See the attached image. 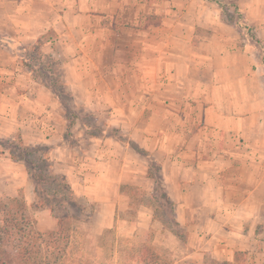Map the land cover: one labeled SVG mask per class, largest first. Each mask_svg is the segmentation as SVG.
<instances>
[{
	"label": "crops",
	"instance_id": "obj_1",
	"mask_svg": "<svg viewBox=\"0 0 264 264\" xmlns=\"http://www.w3.org/2000/svg\"><path fill=\"white\" fill-rule=\"evenodd\" d=\"M187 1L0 0V139L42 146L51 171L96 203L101 230L129 209L123 186L154 193L131 143L159 166L185 230L173 264H234L245 252L263 264L264 67L215 3ZM236 3L264 46V0ZM39 40L38 57L24 60ZM84 115L108 125L91 134ZM34 188L0 145V199L20 193L30 208Z\"/></svg>",
	"mask_w": 264,
	"mask_h": 264
},
{
	"label": "rangeland",
	"instance_id": "obj_2",
	"mask_svg": "<svg viewBox=\"0 0 264 264\" xmlns=\"http://www.w3.org/2000/svg\"><path fill=\"white\" fill-rule=\"evenodd\" d=\"M151 2L169 1L172 4H180V2H188L187 0H150ZM191 1V0H190ZM196 1V0H194ZM210 1V0H206ZM225 4L226 10L230 16L236 21V13L238 11L237 0H219ZM237 8V10L235 9ZM155 16V15H154ZM241 22H244V16L241 14ZM248 26V25H246ZM250 27V26H248ZM252 28V27H250ZM253 29V28H252ZM255 34V33H254ZM256 36V34H255ZM257 37V36H256ZM250 43L255 44L259 55L264 53V46H259L252 38L247 37ZM260 41V39L257 37ZM261 42V41H260ZM264 67V66H263ZM57 94L62 100H68L57 78H52ZM70 110H78V106L69 103ZM83 122L91 130V134H99L101 128L108 125L106 121L96 122L91 116L84 115ZM78 128L75 123L73 130ZM111 129H108L110 133ZM76 132V131H75ZM117 132L112 130L111 133ZM123 142L130 143L126 135L117 133ZM5 142L0 139V145L4 147ZM132 148V144L130 143ZM39 153L35 159L40 160L43 147H39ZM44 174L48 173L46 167L41 166ZM39 170V169H38ZM156 189V187H155ZM47 192L53 193L54 186L47 184L45 187ZM121 191L130 197L129 209L123 212H115L114 227H100V216L96 213L87 222L77 220H69L65 223L64 231L58 238H50V233L58 231V223L50 230L51 220L54 219L49 211L44 208H35L34 202L27 207L28 213L34 222V229L38 234L44 237L42 246L43 264H173L178 258L186 254L185 248V230L176 228L169 221L172 213L158 193H152L146 186H123ZM15 199H22V195L18 193ZM10 199H0V208L8 205ZM91 203V202H90ZM93 204V203H92ZM96 204V203H95ZM95 204H93L95 206ZM96 210V206H95ZM3 215L0 214V221ZM57 222V221H55ZM258 231H264V223L259 225ZM260 229V230H259ZM171 236H174L173 239ZM46 241H49L47 245ZM264 252V251H263ZM260 254V253H259ZM264 254V253H263ZM250 252L240 253L236 256L237 263L249 264L250 259L256 262L254 258H258ZM260 256V255H259ZM251 257V258H250ZM260 258V257H259ZM264 259V255L262 257ZM207 264H214V260H210ZM221 264H230L223 262ZM264 264V262H263Z\"/></svg>",
	"mask_w": 264,
	"mask_h": 264
},
{
	"label": "trees",
	"instance_id": "obj_3",
	"mask_svg": "<svg viewBox=\"0 0 264 264\" xmlns=\"http://www.w3.org/2000/svg\"><path fill=\"white\" fill-rule=\"evenodd\" d=\"M215 3L220 11V18L223 23L228 26L238 28L242 31V36L252 38L259 46L262 43L257 39L254 30L241 22L242 16L240 12L236 13V21L230 16L226 10V5L219 0H210ZM237 10V8H235ZM43 39V38H42ZM39 40L29 50H24L26 58L29 61L38 57V49L41 45ZM23 49V48H22ZM261 64L264 66V53L258 56ZM34 61V60H32ZM53 90L57 93L54 86ZM119 138V136H117ZM4 148L10 152V156L15 161H22L26 165L28 176L34 182L35 208L48 209L51 215L58 223V231L50 233V238H58L61 231H64L65 223L69 220H77L80 222L89 221L95 213V206L86 198L77 196L70 188V185L63 176H58L51 171L46 151L43 150L40 160L35 159L39 153V147L25 146L20 138L14 141L5 142ZM138 154L144 156L148 160V177L154 179V193H158L172 213L171 203L167 200L162 190V181L159 176V166L148 155L136 146L132 147ZM46 167L48 173L43 172L41 166ZM39 169V170H38ZM47 184L54 186L53 193L47 192L45 187ZM0 214L3 219L0 221V264H43L42 246L44 237L38 234L34 229V222L29 216L27 206L23 199H10L8 205L0 208ZM169 221L176 228H180L174 222L173 216ZM49 245V241H46Z\"/></svg>",
	"mask_w": 264,
	"mask_h": 264
}]
</instances>
